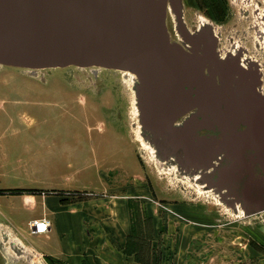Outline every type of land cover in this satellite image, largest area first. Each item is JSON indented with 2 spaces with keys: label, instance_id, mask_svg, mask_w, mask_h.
<instances>
[{
  "label": "rangeland",
  "instance_id": "rangeland-1",
  "mask_svg": "<svg viewBox=\"0 0 264 264\" xmlns=\"http://www.w3.org/2000/svg\"><path fill=\"white\" fill-rule=\"evenodd\" d=\"M258 2L261 9L256 0H185L186 19L191 26L213 21L222 49H253L261 38L264 56V31H256V22L264 29V0ZM137 107L135 81L123 69L0 63L6 264H56L38 248L42 232L31 225L47 217V196L102 204L115 198L119 206L123 199L116 196L123 197L133 242L152 264H264V209L231 205L198 174L162 158L142 134Z\"/></svg>",
  "mask_w": 264,
  "mask_h": 264
},
{
  "label": "water",
  "instance_id": "water-1",
  "mask_svg": "<svg viewBox=\"0 0 264 264\" xmlns=\"http://www.w3.org/2000/svg\"><path fill=\"white\" fill-rule=\"evenodd\" d=\"M166 4L167 0H0V63L133 72L142 134L158 154L165 159L174 155L187 172L203 174L199 181L216 185L222 199L230 202L226 197L233 194L246 212L260 211L263 192L222 189L229 188L231 177H242L245 149L260 148L264 158V96L248 88L251 73L234 56L218 54L211 24L195 31L182 28L189 47L172 39ZM258 74L252 73L254 81ZM242 123L247 127L241 128Z\"/></svg>",
  "mask_w": 264,
  "mask_h": 264
},
{
  "label": "crops",
  "instance_id": "crops-1",
  "mask_svg": "<svg viewBox=\"0 0 264 264\" xmlns=\"http://www.w3.org/2000/svg\"><path fill=\"white\" fill-rule=\"evenodd\" d=\"M53 197L44 202L49 230L36 234L38 248L56 264H152L133 242L130 209L123 197L116 196L123 199L121 206L115 198L102 204Z\"/></svg>",
  "mask_w": 264,
  "mask_h": 264
},
{
  "label": "flooded vegetation",
  "instance_id": "flooded-vegetation-1",
  "mask_svg": "<svg viewBox=\"0 0 264 264\" xmlns=\"http://www.w3.org/2000/svg\"><path fill=\"white\" fill-rule=\"evenodd\" d=\"M253 1V0H252ZM262 1V0H261ZM166 24L168 27V30L176 35V40H178L180 43H182L185 47H189V44L186 42L182 35V28H185L190 31H195L196 29L200 28L203 24H211L214 32L216 33L218 39H220V35L217 34L216 32V26L213 21H211L208 18H204V20L197 25L191 26L187 19H186V5H185V0H167L166 4ZM256 8H260L261 6L256 0L255 3ZM260 16L261 11L258 10ZM173 22V23H172ZM258 23V27L256 28V31H259V36H263V31L264 29L262 28V24L260 22ZM261 38H258L255 41L254 48L250 47L247 44H235L231 45V47H227L225 49H222V47L219 45V42L217 43V51L218 54L222 57H227V56H234L235 59L238 61V63L244 67L246 70H248L251 75L254 73V71L259 72L257 79L254 81L253 76L249 75V83H248V88L254 92L264 96V56L262 54V50L257 48V42H259ZM260 43V42H259ZM262 48V44H260ZM262 105V104H261ZM260 110H263L262 107H260ZM241 128H246L247 125L242 123L240 125ZM260 148H255V147H248L244 151V156L245 159H243V175L241 178H235L231 177L226 184L229 185V188L224 187L222 189L223 192H242L244 190H252L253 192L257 193V191H261L264 193V158L262 157L261 154H259ZM172 160H175L172 156H170ZM223 163H228L229 158L227 157V153L223 155ZM219 160H214L215 164H220L222 163ZM252 167V172L251 174L249 173V167ZM198 178L200 176H197ZM205 183V182H204ZM207 187H211L207 183L205 184ZM212 189L215 188L211 187ZM264 195V194H263ZM222 197V196H221ZM227 200H232V201H226L231 205H235L237 203H240L241 206L243 207V203L239 202L236 200V197L232 195H228ZM224 199V198H223ZM264 201V199L262 200ZM247 207H251L249 204H247ZM0 264H6L5 261V255L0 249Z\"/></svg>",
  "mask_w": 264,
  "mask_h": 264
},
{
  "label": "built area",
  "instance_id": "built-area-1",
  "mask_svg": "<svg viewBox=\"0 0 264 264\" xmlns=\"http://www.w3.org/2000/svg\"><path fill=\"white\" fill-rule=\"evenodd\" d=\"M31 225L36 232H47L50 227V219L47 217L37 218L32 221Z\"/></svg>",
  "mask_w": 264,
  "mask_h": 264
},
{
  "label": "bare ground",
  "instance_id": "bare-ground-1",
  "mask_svg": "<svg viewBox=\"0 0 264 264\" xmlns=\"http://www.w3.org/2000/svg\"><path fill=\"white\" fill-rule=\"evenodd\" d=\"M125 72H128L129 74H130V77H131V79L133 80V81H136L137 79H136V75L133 73V72H131V71H129V70H125ZM135 110H138V107L137 108H135ZM154 146V145H153ZM155 147V146H154ZM156 148V147H155ZM173 158H175V156L174 155H171ZM205 172H207V171H205ZM204 172V173H205ZM206 174V173H205ZM198 176H203V174H199ZM213 188H215V187H213Z\"/></svg>",
  "mask_w": 264,
  "mask_h": 264
},
{
  "label": "trees",
  "instance_id": "trees-1",
  "mask_svg": "<svg viewBox=\"0 0 264 264\" xmlns=\"http://www.w3.org/2000/svg\"><path fill=\"white\" fill-rule=\"evenodd\" d=\"M143 260H145V259H143ZM149 261V260H148Z\"/></svg>",
  "mask_w": 264,
  "mask_h": 264
}]
</instances>
